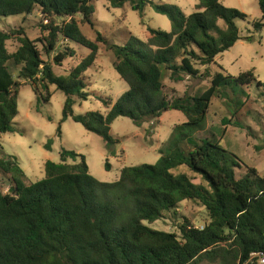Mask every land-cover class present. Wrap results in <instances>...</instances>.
Wrapping results in <instances>:
<instances>
[{
	"label": "trees",
	"instance_id": "1",
	"mask_svg": "<svg viewBox=\"0 0 264 264\" xmlns=\"http://www.w3.org/2000/svg\"><path fill=\"white\" fill-rule=\"evenodd\" d=\"M107 2L109 9L129 4L142 15L150 6L170 19L172 31L149 28L146 48L135 40L120 46L102 34L93 41L82 32L78 17L93 30L97 25L91 0H0V19L30 16L39 10L46 22L42 32L48 34L33 41L21 29L0 31V136L18 132L15 120L21 85L8 68L10 62L21 66L20 78L30 82L38 102L50 103V86L65 94L63 121L72 119L101 137L109 152L114 153L120 142L111 135L119 118H129L141 127L176 110L187 121L175 128L177 135L157 164L126 167L114 183L97 180L85 156L65 149L61 162H47L45 177L35 183L16 156L0 158V173L11 180L8 194L0 190V264H259L256 255H264V177L257 169L247 168L237 179L238 157L218 143L195 136L204 130L215 98L236 103V111L230 112L235 117L244 104L231 99L229 91L236 94L254 83L264 87L254 70L237 77L209 70L241 40L236 22L248 16L225 7L221 0H200L197 12L189 16L176 6L150 0ZM259 6L262 18L254 22L256 30L264 27V0H259ZM13 38L20 46L10 53L7 42ZM60 41L90 51L67 77L55 75L52 64L43 59L57 51ZM102 47L129 87L115 103L90 91L87 73L95 67ZM74 57L76 51L66 47L53 62L62 67ZM199 67L206 70L202 73ZM167 77L173 83L210 79L211 86L200 95L186 93L170 99L165 92ZM92 96L104 103L107 113L76 115L74 107ZM230 123L223 121L224 126ZM58 135H62L61 127ZM52 144L50 140L47 148ZM183 166L206 184L172 173ZM106 169L111 170L109 162ZM185 201L201 203L209 223L203 228L187 223L178 234L145 225L163 219Z\"/></svg>",
	"mask_w": 264,
	"mask_h": 264
},
{
	"label": "rangeland",
	"instance_id": "2",
	"mask_svg": "<svg viewBox=\"0 0 264 264\" xmlns=\"http://www.w3.org/2000/svg\"><path fill=\"white\" fill-rule=\"evenodd\" d=\"M91 1L96 7V28L93 30L83 24L81 17H78L77 21L82 32L93 41L99 33L116 45L123 46L135 40L146 48L150 38L149 28L172 31L170 19L157 13L150 6L142 15L134 11L129 4L123 9H109L107 0ZM150 1L158 5L176 6L187 16L197 12L200 3V0ZM221 3L227 8L240 10L248 18L246 21L236 22L241 40L216 59L209 67L211 74L224 71L237 77L241 73L254 70L257 79L264 83V27L256 30L254 26V22L262 18L259 0H221ZM42 25H46V22L39 10L30 16L0 19V31L10 33L21 29L33 41L47 37L48 34L42 32ZM38 45L42 48L40 44ZM19 46L17 38L7 42L10 53L16 52ZM66 47L74 49L76 57L66 60L62 67H58L54 64L53 58ZM89 54L90 51L86 48L60 41L57 51L51 57L44 56L43 59L52 64L55 75L67 77L69 72ZM8 68L16 82L21 85L18 99L19 115L15 120L18 132L0 136V145L3 147L0 149V158L5 155L16 156L32 183L45 177L47 162H61V152L64 149L85 156L90 173L97 180L114 183L119 180L121 171L126 167L157 164L174 141L177 135L175 128L187 121L186 116L176 110L165 112L160 119L144 123L141 127L136 126L129 118H119L111 127V135L120 141L114 146L112 153L107 150L106 143L101 137L86 131L81 124L75 123L72 119L63 121L66 95L58 91L56 86L49 87L52 94L50 103H40L30 82L20 78L21 66L10 62ZM199 68L202 73L206 70L205 67ZM87 75L92 83L90 91L111 98L113 103L129 89L128 84L115 71L110 54L103 47L95 67ZM165 84L166 94L170 99H174L183 97L186 93L190 96L203 94L210 88L211 80L186 78L184 82L173 83L167 77ZM229 95L231 99L244 104L240 113L232 117L230 112L236 111V103L230 100L227 103L226 100L215 98L204 130L196 132L195 136L197 139L207 138L218 143L238 157L240 166L235 169L237 179L246 174L247 168L257 169L264 177V87L259 88L254 83L252 86L239 89L236 94L229 91ZM74 111L76 115L88 112L107 113L104 103L94 96L76 105ZM225 119L231 121L227 126L223 125ZM59 127L62 130L61 137L58 135ZM50 140L53 144L51 149H48L47 144ZM107 162L110 163L111 170L106 169ZM172 173L176 176L186 174L197 185L206 184L202 177L186 166L179 167ZM10 187V176L0 173V190L8 194ZM187 223L194 228H203L209 223L207 210L201 203L182 202L178 209L166 213L163 219L155 223L146 222L145 225L154 230L178 234L181 227Z\"/></svg>",
	"mask_w": 264,
	"mask_h": 264
},
{
	"label": "built area",
	"instance_id": "3",
	"mask_svg": "<svg viewBox=\"0 0 264 264\" xmlns=\"http://www.w3.org/2000/svg\"><path fill=\"white\" fill-rule=\"evenodd\" d=\"M255 256V255H254ZM259 257V264H264V255L263 254H258L256 255Z\"/></svg>",
	"mask_w": 264,
	"mask_h": 264
}]
</instances>
